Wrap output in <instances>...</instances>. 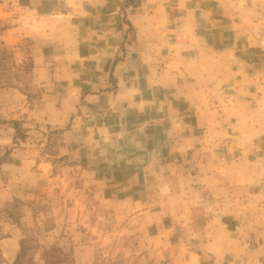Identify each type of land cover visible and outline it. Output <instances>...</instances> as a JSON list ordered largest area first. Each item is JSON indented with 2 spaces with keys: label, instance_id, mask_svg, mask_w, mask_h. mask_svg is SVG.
<instances>
[{
  "label": "crops",
  "instance_id": "1",
  "mask_svg": "<svg viewBox=\"0 0 264 264\" xmlns=\"http://www.w3.org/2000/svg\"><path fill=\"white\" fill-rule=\"evenodd\" d=\"M50 1L49 28L59 32L48 57L62 63L40 66L42 83L56 106L69 108L58 121L88 154L90 190L100 184L101 203L123 202L116 216L139 219L146 247L185 228L194 258L216 249L233 264L223 251L236 247L260 259L264 0ZM103 161L114 174L100 179ZM92 246L76 245L74 264H93L81 250ZM190 261L178 254L171 264Z\"/></svg>",
  "mask_w": 264,
  "mask_h": 264
},
{
  "label": "rangeland",
  "instance_id": "2",
  "mask_svg": "<svg viewBox=\"0 0 264 264\" xmlns=\"http://www.w3.org/2000/svg\"><path fill=\"white\" fill-rule=\"evenodd\" d=\"M46 1L0 0V264H17L24 238H29L27 252L19 264H56L61 259L60 264H74L75 246L91 242L92 249L81 250L93 264H171L178 254H188L192 264H222L216 249L204 258L197 250L192 257L194 253L184 249L183 237L190 235L185 228L164 232L155 246L146 247L139 219L129 222L116 216L123 202L101 203L100 184L90 190L93 185L82 171L88 154L78 151L80 143L69 132L68 122L58 121L69 108H59L53 95L44 92L46 73H40V66L62 63V58L48 57L59 30L49 28L56 12H47L48 6L55 2ZM74 26L70 25L73 30ZM258 33L264 44V26ZM97 164L95 175L101 169L100 179L114 174L110 163ZM162 223L167 230L169 221L164 218ZM189 238L195 246L201 240L196 234ZM227 239L230 243L234 236ZM250 250L235 247L223 252L237 261L233 264H264V248H259L260 259ZM235 251L240 254L237 259L229 254Z\"/></svg>",
  "mask_w": 264,
  "mask_h": 264
},
{
  "label": "trees",
  "instance_id": "3",
  "mask_svg": "<svg viewBox=\"0 0 264 264\" xmlns=\"http://www.w3.org/2000/svg\"><path fill=\"white\" fill-rule=\"evenodd\" d=\"M29 240V238H24L23 241H22V250H21V253H20V258L16 259L15 260V263L19 264V263H22V257L26 254L27 252V241ZM60 259V258H59ZM63 261V259L59 260L58 263L56 264H60L61 262ZM46 264H51V262L48 260L46 262Z\"/></svg>",
  "mask_w": 264,
  "mask_h": 264
}]
</instances>
